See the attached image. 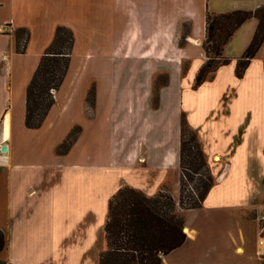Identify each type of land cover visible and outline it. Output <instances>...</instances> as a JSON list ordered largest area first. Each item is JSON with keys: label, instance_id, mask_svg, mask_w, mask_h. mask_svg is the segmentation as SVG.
I'll list each match as a JSON object with an SVG mask.
<instances>
[{"label": "crops", "instance_id": "1", "mask_svg": "<svg viewBox=\"0 0 264 264\" xmlns=\"http://www.w3.org/2000/svg\"><path fill=\"white\" fill-rule=\"evenodd\" d=\"M263 5L0 0V26L9 28L0 34V261L98 264L108 202L119 189L177 199L183 119L213 183L199 208H178L185 241L161 264H264V40L242 77L234 73L255 18L224 47L229 63L193 87L205 61L206 13L253 12ZM58 26L73 36L68 69L42 124L29 129L26 88ZM21 29L28 36L19 53L15 34ZM157 78L163 82L155 87ZM75 126L74 142L57 154Z\"/></svg>", "mask_w": 264, "mask_h": 264}, {"label": "trees", "instance_id": "2", "mask_svg": "<svg viewBox=\"0 0 264 264\" xmlns=\"http://www.w3.org/2000/svg\"><path fill=\"white\" fill-rule=\"evenodd\" d=\"M252 17L257 20V26L247 48L236 62L234 73L237 78L242 77L264 40V5L253 12L235 10L223 14L206 13L202 43L205 61L194 77L193 87L197 88L218 67L229 63L223 57V49L233 33ZM27 36L23 29L15 34L19 53L24 50ZM183 40L184 37H181L179 45H182ZM72 46V32L63 26L56 27L53 39L42 54L26 88L24 124L27 128H38L54 104V93L66 75ZM89 96L93 97V93ZM77 133L71 131L56 152L65 153ZM179 169L180 196L189 183H195L192 186L195 198H189L185 207L183 199H180L179 206L184 210L197 209L213 179L196 136L183 119L180 122ZM183 229V216L177 212L176 203L169 194L159 192L146 197L137 190L121 188L108 202L104 225L106 248L99 254L98 264H161L162 257L185 241ZM4 245V235L0 232V252ZM0 264L4 263L0 261Z\"/></svg>", "mask_w": 264, "mask_h": 264}, {"label": "rangeland", "instance_id": "3", "mask_svg": "<svg viewBox=\"0 0 264 264\" xmlns=\"http://www.w3.org/2000/svg\"><path fill=\"white\" fill-rule=\"evenodd\" d=\"M163 82V79L162 78H157V81H156V84H155V87H158L159 85H160V83H162ZM90 93H93V88L91 87L89 90H88V92H87V94H86V101H87V103H89V98L91 99V101H90V103H89V105H92L93 104V98L91 97V96H89V94ZM79 103V101H77V99L74 101V104L77 106V104ZM156 103V97H154L153 98V104H155ZM75 108V107H74ZM77 108H78V106H77ZM78 127H74L71 131H78ZM58 154V153H57ZM193 185H195V183H189L186 187H185V189H184V191L181 193V196H180V193H179V190H178V196H177V199L176 200H174L175 201V203H176V209L178 210V208L179 209H181L180 207H182V206H179V200L180 199H183L182 200V204H183V207H185L186 205H188V200H190L189 198H192V199H194L195 198V194H193V191H192V186ZM179 189V188H178ZM162 193H167V192H162ZM167 194H169V193H167ZM170 195V194H169ZM171 196V195H170ZM172 197V196H171ZM184 202V203H183ZM181 210H184V209H181ZM178 212V211H177ZM179 214H181V213H179ZM261 220V219H260ZM261 225H263L262 224V222L260 223ZM262 236H264V230H263V233L261 234Z\"/></svg>", "mask_w": 264, "mask_h": 264}, {"label": "built area", "instance_id": "4", "mask_svg": "<svg viewBox=\"0 0 264 264\" xmlns=\"http://www.w3.org/2000/svg\"><path fill=\"white\" fill-rule=\"evenodd\" d=\"M8 29L6 25H2L0 26V34H5L8 32ZM261 221L264 222V214L261 216ZM264 230V224L261 226V234L263 233ZM263 239H259L258 244L262 245ZM262 254L264 255V251L262 252Z\"/></svg>", "mask_w": 264, "mask_h": 264}, {"label": "water", "instance_id": "5", "mask_svg": "<svg viewBox=\"0 0 264 264\" xmlns=\"http://www.w3.org/2000/svg\"><path fill=\"white\" fill-rule=\"evenodd\" d=\"M1 150H2V151H4V150H5V148H4V147H2V148H1Z\"/></svg>", "mask_w": 264, "mask_h": 264}]
</instances>
